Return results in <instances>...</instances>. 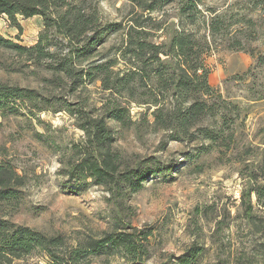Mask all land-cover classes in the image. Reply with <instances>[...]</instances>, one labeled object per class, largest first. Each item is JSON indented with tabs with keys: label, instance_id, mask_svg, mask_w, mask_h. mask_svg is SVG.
<instances>
[{
	"label": "rangeland",
	"instance_id": "rangeland-1",
	"mask_svg": "<svg viewBox=\"0 0 264 264\" xmlns=\"http://www.w3.org/2000/svg\"><path fill=\"white\" fill-rule=\"evenodd\" d=\"M82 1L102 25H119L83 68L118 58L134 22L158 45L168 46L183 28L202 45L209 41L210 85L238 108L227 113L225 138L233 139L211 143L198 134L191 141H172L168 132L107 119L121 172L143 163L150 168L157 161L163 171L152 174L137 194L123 188L114 194L90 177L76 182L70 178L73 170L107 165L83 126L104 119L113 102L127 106L125 98L104 91L101 82L74 89L54 72L0 48V82L37 93L16 113L0 115V162L17 175L11 182L17 197L0 201V221L65 238L60 254L65 264H71L69 254L79 245L113 232L150 233L148 241L139 240L148 255L137 264H178L192 247L206 249L199 264H264V207L252 194L254 185L264 186V66L258 63L264 56V15L257 1L193 0L196 8L191 5L185 15L181 8L188 0ZM20 26L0 17L2 37L21 46L35 45L44 30L41 17L20 18ZM125 68L120 62L116 70ZM129 106L133 121L144 123L147 107ZM0 264L54 261L37 250L20 259L0 257ZM80 264L130 263L110 252Z\"/></svg>",
	"mask_w": 264,
	"mask_h": 264
},
{
	"label": "trees",
	"instance_id": "trees-1",
	"mask_svg": "<svg viewBox=\"0 0 264 264\" xmlns=\"http://www.w3.org/2000/svg\"><path fill=\"white\" fill-rule=\"evenodd\" d=\"M256 1L259 12L264 15V0ZM191 5L196 8L193 0L182 6L184 15ZM0 17H6L9 24L18 30H21L20 18L41 17L44 22L43 33L35 45L21 46L0 34V48L16 53L37 68L54 72L59 80L72 82L74 89L101 82L104 91L115 93L117 98L124 97L128 104L123 106L121 101L113 102L104 119L91 120L83 126L82 129L94 138L107 165L103 169L73 170L70 178L76 182H85L90 177L96 185L108 186L114 194L119 188L129 194H137L152 174L163 171L157 161L150 168L143 163L121 172L120 156L112 148L115 133L109 128L107 119L123 127L142 125L156 132H168L172 141H191L198 134L211 143L233 139V135L227 140L225 138L226 130L230 129L227 113H237L238 108L222 99L210 85L211 71L205 62L210 43L207 41L202 45L201 41L194 40L193 32L179 29L168 46L158 45L149 41V34L143 31L142 24L134 22L128 28L124 45L118 49V58L83 68V64L95 56L98 48L118 30L119 25H102L97 12L89 10L82 0H0ZM193 23L192 20L191 25ZM210 26L215 29L213 23ZM62 45L65 47L61 48ZM165 58L169 61L166 62ZM120 62L126 68L116 70ZM258 63L264 66V56L259 57ZM36 97L35 91L1 81L0 115H6L7 111L16 113L18 105L31 103ZM132 103L147 107V113L142 115L144 123L133 121L129 106ZM211 120L216 124H208ZM225 145L230 147V144ZM16 176L9 165L0 162V201L16 199V190L11 187ZM252 194L264 207V186L254 185ZM149 237L150 233L146 232L106 233L102 239L79 245L70 252L69 260L71 264H80L88 257L112 252L130 264H137L148 255V250L139 240L148 241ZM65 242V238L60 236L49 237L36 229L0 221V257L5 259H20L38 250L51 257L54 264H65L60 256ZM205 252L203 247H192L179 258L178 264H199Z\"/></svg>",
	"mask_w": 264,
	"mask_h": 264
}]
</instances>
